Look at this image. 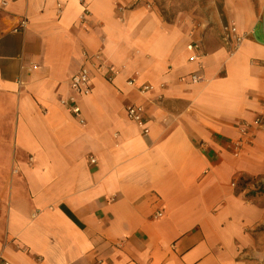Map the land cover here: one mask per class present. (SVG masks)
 <instances>
[{"label":"crops","instance_id":"crops-1","mask_svg":"<svg viewBox=\"0 0 264 264\" xmlns=\"http://www.w3.org/2000/svg\"><path fill=\"white\" fill-rule=\"evenodd\" d=\"M194 4L167 18L155 0H0L2 258L264 264V194L235 187L255 176L264 189V123L232 153L239 126L264 116V0ZM84 52L115 73L92 70L76 116L60 99Z\"/></svg>","mask_w":264,"mask_h":264},{"label":"built area","instance_id":"built-area-1","mask_svg":"<svg viewBox=\"0 0 264 264\" xmlns=\"http://www.w3.org/2000/svg\"><path fill=\"white\" fill-rule=\"evenodd\" d=\"M83 1V0H80ZM24 22L21 21V26H23ZM223 33L226 41H232L236 45L239 44L243 38L242 34L237 32V29L234 25L226 24L223 27ZM186 48L189 52L188 60L189 61H197L200 57L201 53V45L197 41H191L186 45ZM83 63L81 66L70 76L69 78V88L71 90L70 94L66 98L60 99V103L65 105L69 111H71L74 115L78 116L80 113V107L78 105L77 98L79 96L86 95L91 90V72L95 70L106 80L111 81L115 70L112 66L105 64V62L101 59L98 54H88L87 52L83 53ZM190 78L192 81H196L200 78V76L195 73L190 74ZM133 78H129L127 82L129 84L134 83ZM139 92L144 93L153 89V86L149 83H141L138 86ZM127 117L135 122L140 130L142 135H147L149 128L146 124V119L144 117V108L141 104H131L126 108ZM80 121H82L80 119ZM264 123V116H257L254 118L252 123H243L239 126L240 137L232 142V153L237 155L241 148L250 143V126H258ZM90 163L95 162V158H89ZM161 213H157L156 215H160ZM0 264H13L12 262L2 258L0 256ZM90 264H107L103 259H96Z\"/></svg>","mask_w":264,"mask_h":264},{"label":"rangeland","instance_id":"rangeland-1","mask_svg":"<svg viewBox=\"0 0 264 264\" xmlns=\"http://www.w3.org/2000/svg\"><path fill=\"white\" fill-rule=\"evenodd\" d=\"M207 1L208 0H155L160 10L162 12H167V18L172 16L176 11H179L180 9L188 12V10L196 6L198 7V5L194 3L199 2L201 4H205ZM214 2L217 9L219 10V5H220L222 10V0H214ZM221 30L223 31V28ZM235 187L237 192L242 191L245 193V196L247 197L256 194L258 195L264 194V189L258 185L257 177L255 176L241 177L236 183Z\"/></svg>","mask_w":264,"mask_h":264},{"label":"trees","instance_id":"trees-1","mask_svg":"<svg viewBox=\"0 0 264 264\" xmlns=\"http://www.w3.org/2000/svg\"><path fill=\"white\" fill-rule=\"evenodd\" d=\"M219 11L222 12V10H221V6H220V5H219Z\"/></svg>","mask_w":264,"mask_h":264}]
</instances>
